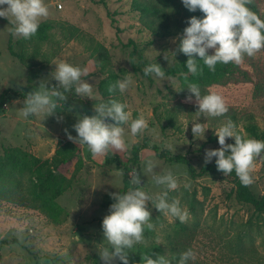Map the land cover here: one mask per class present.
I'll use <instances>...</instances> for the list:
<instances>
[{"label": "rangeland", "instance_id": "obj_1", "mask_svg": "<svg viewBox=\"0 0 264 264\" xmlns=\"http://www.w3.org/2000/svg\"><path fill=\"white\" fill-rule=\"evenodd\" d=\"M108 1L106 6L96 0H48L50 15L42 21L55 20L59 24L48 31V38L35 35L22 44L17 42L22 38H13L9 34L10 24L0 19V96L5 88L22 89L31 82L48 80L56 85L50 74L55 63L63 60L88 69L84 79L94 85L96 95L89 98L94 109L95 103L104 100L98 86L105 76L101 65L107 59L113 69H125L126 75L131 73L133 84L119 97L129 105L132 118L137 112L149 122L147 130L128 137L130 148L112 149L122 159L130 158L135 143L149 135L160 147L186 154L199 168L205 163V149L220 147L214 130L226 117H234L237 130L243 131L246 137H251L246 126L252 122L264 132V50L255 56H246L240 63L251 71L252 81L210 86V91L224 96L229 115L207 121L201 116L200 122H206L211 128L206 130L205 139H194L190 120L196 118V109L194 114L180 111L173 125H169L167 119L169 111L176 110L179 103L195 105L194 96L192 102H186L187 94L175 89L182 87L177 77L167 76L168 80L160 83L153 77L135 72L130 59L133 49L130 40L134 39L138 44L134 55L137 64L144 68L156 59L162 67H169L164 57L167 52L176 51L179 33L154 36L142 24L141 12L136 9V5L144 0ZM256 1L264 14V0ZM177 5L181 11L177 14L187 23L190 16L185 15L181 4ZM109 11L114 13L120 28L112 23ZM11 37L15 51H25L24 59L11 53ZM98 47L101 50H96ZM24 99L9 94L0 109V153L6 146H21L39 157L51 158L58 139L67 137L65 129L76 135L72 125L78 115L84 114L83 109L79 103L71 102L42 121L39 117L25 119L17 112ZM233 140L227 138L229 143ZM77 145L82 161L75 158L58 169L69 178L66 190L57 199L64 208L60 220L51 219L39 209L0 198V264H104L98 251L99 244L105 240L102 220L113 203L109 204L111 193L121 191L125 176H130L132 170L128 172L107 165L106 154L93 156L86 146ZM149 155L157 160V171L172 169L178 176L180 188L170 195L179 196L190 217L181 223L160 213L149 202L155 228L146 230L145 243L137 245L133 251L139 246L159 245L163 255H177L192 248L196 259L191 264H264V212L237 199L232 177L223 173L193 177L187 165L166 161L150 147L141 151V166ZM257 159L252 188L260 195L264 192V159ZM140 175L141 184H145L147 191L160 190L151 182L150 175L149 178L143 173ZM184 183L190 187L185 189ZM193 196L202 202L197 205V214L189 205ZM13 237L18 241H7ZM133 251H129V257ZM114 264L122 262L117 260Z\"/></svg>", "mask_w": 264, "mask_h": 264}, {"label": "clouds", "instance_id": "obj_2", "mask_svg": "<svg viewBox=\"0 0 264 264\" xmlns=\"http://www.w3.org/2000/svg\"><path fill=\"white\" fill-rule=\"evenodd\" d=\"M251 0H182V4L191 12L199 10L204 15H193L188 18L187 25L179 36L176 51L165 54L169 66L176 61L177 52L187 56L185 62L187 72L181 75L187 77L202 73L204 66L214 72L217 64H240L247 57L264 50V17L249 7ZM50 15L48 0H0V17L10 19L9 34L13 38L29 40L34 37L43 19ZM211 50V52H210ZM202 62V64H201ZM51 77L57 82L49 86L48 80H42L39 86L25 96L23 106L17 109L18 115L28 119L39 117L41 121L57 113L64 106L68 94L73 93L80 98H94V85L84 77L88 69L68 61L55 63ZM122 79L109 84L108 92L117 91L123 95L133 84L131 73ZM145 76L151 75L158 81L168 80L165 69L155 62L147 63L143 68ZM173 85V84H172ZM175 88V87H174ZM187 88L189 95L186 102L196 105V118L192 121L191 132L194 139H205L206 122H200L201 116L215 118L228 113L229 106L223 95L217 92L202 94L200 85L187 81L186 87L175 88L181 91ZM95 114L78 115L72 125L76 135L65 129L68 139L80 146H86L93 156L103 155L113 148L125 150L131 147L129 136L135 137L149 128L148 120L139 115L131 117L126 101L110 97L94 104ZM62 119V117H58ZM189 123V122H188ZM185 127L187 129L188 127ZM184 129V130H185ZM184 134V133H183ZM220 147L205 149V164L213 162L224 176L233 172L242 185L248 186L254 182L253 171L256 161L264 159V140L246 137L237 131V126L231 118L214 130ZM234 138V143L227 142ZM157 160L149 155L140 166L139 172L132 169L130 186L126 191L111 193L113 203L109 213L103 217L102 229L105 240L99 244L98 251L104 264H130L129 251L145 243L146 230H153L155 225L151 218L148 203L160 213L179 220L188 221L190 212L181 202L179 196L170 195L180 188L178 176L172 169L157 171ZM151 176V182L160 190L150 192L141 184V175ZM188 189L190 185L184 183ZM196 253L187 248L176 254H156L155 258L147 251L141 256L140 264H191Z\"/></svg>", "mask_w": 264, "mask_h": 264}, {"label": "trees", "instance_id": "obj_3", "mask_svg": "<svg viewBox=\"0 0 264 264\" xmlns=\"http://www.w3.org/2000/svg\"><path fill=\"white\" fill-rule=\"evenodd\" d=\"M96 2L104 3L106 6H108L109 1L96 0ZM176 2L177 4H181L183 6V10L187 16L191 17L193 15H204L199 10L196 12L189 11L182 4V0H144L136 5V9L141 12L142 24L149 28L154 36H165L175 33H179L180 36L187 23L184 19L179 17V14H177L181 13V11L178 9ZM249 7L264 17V14L262 13L261 8L256 0H251ZM109 15L112 17V23L120 28L117 25L118 20L114 16V13L109 11ZM0 19H5L10 24V21H8L7 18L0 17ZM58 24L59 22L55 20H44L40 23V27L36 35H42L43 38H48V31L55 28ZM174 28H177L180 30V32L175 31ZM23 41L26 40L18 39L17 42L22 44L24 43ZM13 43L14 40L11 37L9 40V49L11 53L18 56L19 58L24 59L25 51L23 50V52L17 53L14 49ZM130 44L133 45V49L130 53V59L133 68L135 72H141L143 74V67L136 63L134 56L137 51L138 44L134 39L130 40ZM98 49L101 50L99 47L96 48V50ZM103 53L104 57H106L105 52ZM186 60L187 56L185 54L177 52L176 62L169 67H163L166 71V76L177 77L181 82V86L183 87H186L187 81L196 82L200 85L202 94L209 92L210 86L214 84L239 83L253 80L252 73L249 69L243 67L241 64L236 65L232 63L227 65L217 64L216 70L214 72L209 71L207 67L204 66L202 73H199L195 76L188 74V76L185 77L181 75V73L187 72L185 67ZM101 68L104 71L105 76L100 81L98 87L101 94L103 95L104 100H107L110 97L120 99L118 91L113 94L109 93L107 89L109 84L126 76L125 69H113L109 65V60L107 59L102 62ZM146 77L152 78L151 75ZM39 83V81L36 83H28L22 89H14L11 87L5 88L0 96V109L6 103V99L8 98L9 94L25 97L28 92H31L34 90V88L38 87ZM48 85L53 86L51 83H48ZM182 90L188 95L189 92L187 88ZM71 102L79 103L84 114H94V109L89 98H80L75 96L73 92L68 94V99L64 102V106ZM175 109L176 110L169 111L167 114L169 125L175 124L176 116L180 111H187L191 114H194L196 106L179 103ZM226 115L228 116L229 113L224 114V116ZM134 116L136 118L139 115L137 112H135ZM219 118L220 117H216L215 120H218ZM246 130L249 132L251 137L264 140V132L260 131L259 126L256 123L252 122L248 124L246 126ZM237 131L244 135V132L240 129ZM148 147L153 149L158 157L163 158L166 161L178 162L187 165L188 171L193 177L203 176L205 174L211 173H222L221 171L217 170L214 162L215 159L213 162L207 164L204 163L198 168L192 163L191 159L186 154L173 153L169 148L160 147L157 143L152 141V138L149 135H145L142 142L135 143L132 148V156L127 160L122 159L118 154L111 150L110 152L106 153L105 163L107 165H114L115 167L124 169L128 172L132 169L139 170L141 166V151ZM80 156L81 150L79 146L77 143L68 139V137H61L58 139L54 155L51 158L39 157L34 153L25 150L21 146L4 147L3 152L0 153V198L6 199L15 204H23L31 208L39 209L51 219L55 221L60 220L63 216L64 208L58 203L57 199L66 190L69 183V178L65 174L58 172V169L61 165H64L75 158L79 159ZM78 161L80 162L82 159H79ZM228 176L232 177L235 183V195L237 199L253 205L259 212H264V192L258 195L254 192L252 184L248 186L242 185L238 177L235 175V172L229 174ZM130 179V176H125V185L121 191H126L128 189L130 186ZM112 201L113 198L111 197L109 204ZM198 204L202 205V202L199 201L196 196H193L189 199V205L195 214L198 212ZM147 234H149V231H147ZM7 241L17 242L18 239L13 237ZM145 251L152 255L153 258H155L156 254H162V250L159 245H154L152 247L139 246L129 257L130 264H140L141 256ZM178 255L179 253L177 254V257ZM173 264H175V262H173Z\"/></svg>", "mask_w": 264, "mask_h": 264}]
</instances>
